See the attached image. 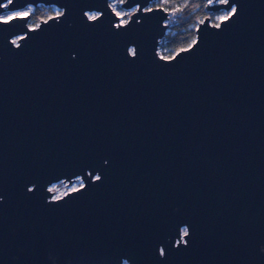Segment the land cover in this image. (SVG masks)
Masks as SVG:
<instances>
[{
    "label": "water",
    "instance_id": "obj_1",
    "mask_svg": "<svg viewBox=\"0 0 264 264\" xmlns=\"http://www.w3.org/2000/svg\"><path fill=\"white\" fill-rule=\"evenodd\" d=\"M156 1L0 0V264H264V0Z\"/></svg>",
    "mask_w": 264,
    "mask_h": 264
},
{
    "label": "trees",
    "instance_id": "obj_2",
    "mask_svg": "<svg viewBox=\"0 0 264 264\" xmlns=\"http://www.w3.org/2000/svg\"><path fill=\"white\" fill-rule=\"evenodd\" d=\"M156 4L163 5L168 10L178 8L176 21L168 27L161 39L170 54L190 45L195 39L198 22L206 15L212 14L206 10V0H157ZM51 10L52 6H37L31 14V20L38 22L47 18Z\"/></svg>",
    "mask_w": 264,
    "mask_h": 264
},
{
    "label": "rangeland",
    "instance_id": "obj_3",
    "mask_svg": "<svg viewBox=\"0 0 264 264\" xmlns=\"http://www.w3.org/2000/svg\"><path fill=\"white\" fill-rule=\"evenodd\" d=\"M124 0H110V4L111 6L113 7V9L117 12V14L120 16L121 18V22H126L131 14V12L134 10V9H125L123 8L121 5L123 3ZM154 5H159V4H156V2L153 3ZM41 6V5H39ZM37 7V6H36ZM35 7L34 6H27L25 7L24 9H21V10H14V11H6L5 13H3L0 17H5V16H8L9 14H12V13H24V14H32V12L34 11ZM178 8H173V9H170L168 10L169 13H170V16H169V19L167 20V23L169 24V26L174 22L176 21L177 19V13H178ZM61 10L56 7V6H52V10L49 12L50 13V16L51 15H54V14H57V13H60ZM98 12L96 11H92V12H89V15L90 16H94L96 15ZM230 13V11H227L225 9H221L217 12H212V14H209L211 16V20L212 22H215L217 23L220 19L226 17L228 14ZM214 18V19H213ZM39 23L38 22H34L31 20H29V24L31 26H36L37 24ZM168 31V29H167ZM16 40V38H15ZM158 51L159 53L164 56V57H170L172 56L173 54H170L168 51H167V48L162 44V42H160L159 44V47H158ZM83 184V181L80 177H78L72 184H68L67 182H63V181H59V182H55L53 183L50 188L54 191V197H59L61 195H63L65 192L69 191V190H72V189H75L77 187H79L80 185ZM127 264V263H125Z\"/></svg>",
    "mask_w": 264,
    "mask_h": 264
},
{
    "label": "snow or ice",
    "instance_id": "obj_4",
    "mask_svg": "<svg viewBox=\"0 0 264 264\" xmlns=\"http://www.w3.org/2000/svg\"><path fill=\"white\" fill-rule=\"evenodd\" d=\"M230 11L231 12H235V7L233 6L230 9ZM24 15H26V14H24V13H12V14H9L8 16L0 17V23H7V22L11 21L13 18H21ZM91 18L95 19L96 17H91ZM97 179H99V177H97ZM185 235H187V231L186 230H185Z\"/></svg>",
    "mask_w": 264,
    "mask_h": 264
}]
</instances>
